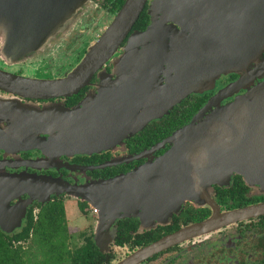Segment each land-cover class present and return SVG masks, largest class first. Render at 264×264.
Returning a JSON list of instances; mask_svg holds the SVG:
<instances>
[{
  "label": "flooded vegetation",
  "instance_id": "af4514ba",
  "mask_svg": "<svg viewBox=\"0 0 264 264\" xmlns=\"http://www.w3.org/2000/svg\"><path fill=\"white\" fill-rule=\"evenodd\" d=\"M125 1L83 0L81 8L70 22L61 28L62 30L52 33L47 28L38 32L34 37L39 39V42L34 40L29 48H23V50L20 43L14 41L11 45L10 37L15 30L14 24L9 17L0 15V70L33 81H43L48 84L52 81L59 82L58 86L36 96L22 95L0 87V135L16 140L53 137L59 129L48 125V119H57L58 111L63 108L82 107L88 100L98 99L110 83L120 85L124 78L122 76L125 75L120 73L122 72L121 62L134 33L147 30L155 22L165 25L175 24L180 29L190 23L193 24L194 18L185 17L189 14L188 12L182 14L179 11L180 14H176L168 9V13H165L161 11L162 8L154 4L156 0H147L139 18L116 53L91 76L87 78L72 76L90 47L112 23ZM176 2L177 0L165 1L161 6L165 5L166 8L168 4L170 7ZM212 3L221 6L222 9L216 8L210 11L208 8L210 4L207 1H200L198 4L201 7L197 12H200L204 18L196 15L195 21L198 26H204L206 32L215 34V38L220 42L218 44L247 46L262 40L264 42V13L261 12L264 10V0H212ZM101 12H103L102 15L97 19ZM209 13L214 18L211 22ZM253 13L258 15L255 18L252 17L255 21L248 26L247 23L249 24ZM235 15L240 21L238 25L234 24ZM235 25L237 27H234ZM194 28L195 26H192L191 29ZM99 29L100 32L92 33ZM173 38L172 35L168 38L169 47L165 64L158 66L157 72L153 71V75L157 77L150 82L140 79L142 78L140 75H145L146 66L139 64L138 58L135 59L138 53L134 56L135 78L132 85L136 91L150 86V93L138 113L136 119L138 128L130 136L107 150L93 153L52 154L37 147L27 146L24 150H11L6 145L0 144V178L14 174H36L41 177L61 178L71 184L86 185L93 181L129 174L140 165L166 153L172 146V143L168 142V137L176 129L188 124L211 99L224 105L264 79L263 50L252 59L248 69L230 70L207 82L199 83V85L196 83L195 88L184 96L177 90L171 93V83L174 84L180 76L176 64L171 63V60L172 62L179 60V62L182 61L181 63L185 61L184 58L180 59L176 52L171 51L170 47H173L175 42ZM141 49L143 45H140L137 51ZM194 70L197 75L198 66L195 65ZM241 78V84L233 87L225 95L222 94L227 87ZM49 86L52 87L50 84ZM156 145L160 146L154 148ZM211 196L212 204H200L187 200L171 214L164 213L166 211L163 210L164 207L159 209L133 207L128 210L130 215L117 218L109 228L103 225V228L101 226L99 229L97 225H100V210L80 197L71 196L66 192L55 193L48 196L46 201L41 197L32 199L26 205L25 201L29 199V195L23 194L20 199L11 200L12 205L18 202L26 205L21 225L11 232H6L1 227L0 230L10 235L19 233L26 224L29 214L36 223L43 207L62 202L65 207V228L63 227V230L57 232V236L54 235V237L67 236L69 253H66L65 258L60 262L56 256V260L52 256L51 264H74L75 251L86 244L88 238L96 244L97 233L103 234L101 237L108 241L106 249L96 244L98 249L104 254L112 255L111 264H118L139 249L186 227L200 224L214 216L264 205V187L260 184H250L242 174L238 173H234L230 184H214ZM66 197L76 198L75 203L74 200L67 201L69 198ZM68 202H72L80 209L86 219L84 226L88 225L91 229L90 234L84 237L85 243L74 249L70 247V239L71 230L75 226L69 223ZM143 210L146 214L157 216L148 220L143 215H139ZM134 211H137L135 215ZM10 212L11 218L18 217V211ZM162 214L166 216L163 220L159 216ZM91 220H94V223L90 222ZM32 237L33 231L29 239ZM123 239L128 241L120 244L118 240ZM42 261L43 256L40 258V262ZM157 261L160 263H155ZM153 263L264 264V212L240 217L208 230L192 232L137 264Z\"/></svg>",
  "mask_w": 264,
  "mask_h": 264
},
{
  "label": "water",
  "instance_id": "95a60500",
  "mask_svg": "<svg viewBox=\"0 0 264 264\" xmlns=\"http://www.w3.org/2000/svg\"><path fill=\"white\" fill-rule=\"evenodd\" d=\"M65 1L0 0V15L9 17L15 27L10 37L11 45L15 41L20 43L21 50L27 49L33 44L32 41L39 42V39L34 37L38 32L48 28L54 33L61 29L67 23L48 24V22ZM78 1L79 5L83 2V0ZM159 1L163 3L169 0ZM200 1H207L210 4L208 7L210 11L216 8L222 9L221 6L213 5L212 0L184 2L177 0L176 4L170 7L168 4L166 8L165 5L158 6L165 13H168V9L176 14L188 12L185 17L194 18L193 24L190 23L180 29L175 24L165 25L155 22L147 30L134 33L121 62L120 73L125 75L122 76L124 78L120 85L110 83L98 99L88 100L82 107L63 108L58 111L57 119H48V125L59 129L53 137L16 140L0 135V144L6 145L11 150H24L27 146L37 147L52 154L93 153L113 147L138 128L136 125L138 113L150 93V86L136 91L132 85L135 78V59L138 58V63L146 66L145 75H140L142 77L140 79L145 82L156 79L157 75H153V71L157 72L158 66H163L166 62L170 35L175 40L173 47L170 45L171 51L185 60L184 63L171 60L180 72L177 81L171 83V93L177 90L184 96L195 88L196 83L199 85L207 82L230 70L248 69L252 59L259 51L264 50L263 40L247 46L218 44L220 42L215 38V34L213 37L211 32H206L205 27L198 26L195 21L196 15L203 17L197 12L201 7L198 4ZM146 2L147 0H126L112 23L90 47L72 76L87 78L108 61L131 31ZM154 4H158L157 0ZM261 12L264 13V10ZM257 15L254 13L251 15L248 26L255 21L252 17L255 18ZM209 18L210 22L214 20L211 13ZM234 24H240L237 15ZM192 26L195 28L191 29ZM183 36L186 37L181 38ZM140 45H143V49L137 51ZM137 53L139 55L134 59ZM195 65L198 66L197 75H195ZM241 82L242 78L227 87L222 94L225 95ZM49 84L0 70V87L22 95H41V92L58 86L59 82L52 81ZM168 142L172 143V146L166 153L140 165L129 174L93 181L86 185L71 184L61 178L41 177L36 174L2 176L0 227L7 232L13 231L21 225L26 205L32 199L42 197L46 201L48 196L55 193L66 192L88 201L100 210L99 223L103 226L124 217L123 209L137 206L154 209L175 206L174 208L178 209L187 200L212 204L213 185L230 184L234 173L242 174L250 184H260L264 187V79L224 105L211 99L188 124L176 129L168 137ZM159 146L156 145L154 148ZM23 194H28L30 197L25 201L26 205L23 202L11 204V200L20 199ZM11 210L18 211V217L11 218L9 215ZM260 212H264V205L214 216L155 241L118 264H137L192 232L208 230L216 225ZM102 235L97 233L95 236L96 244L101 248L106 241H103Z\"/></svg>",
  "mask_w": 264,
  "mask_h": 264
},
{
  "label": "trees",
  "instance_id": "16d2710c",
  "mask_svg": "<svg viewBox=\"0 0 264 264\" xmlns=\"http://www.w3.org/2000/svg\"><path fill=\"white\" fill-rule=\"evenodd\" d=\"M38 221L35 223L29 214L23 229L14 235L6 234L0 230V264H31L27 249L23 243L31 242L38 246L43 256L42 264H51L52 256L58 262L65 258L68 252L67 236H57V232L65 228V207L62 202L51 203L42 208ZM33 231V237L29 235ZM128 239L118 240L120 244ZM87 243L75 251L74 264H111L112 255L104 254L91 238ZM56 260V259H55ZM57 262V263H58ZM32 264H40V261Z\"/></svg>",
  "mask_w": 264,
  "mask_h": 264
},
{
  "label": "rangeland",
  "instance_id": "374dc122",
  "mask_svg": "<svg viewBox=\"0 0 264 264\" xmlns=\"http://www.w3.org/2000/svg\"><path fill=\"white\" fill-rule=\"evenodd\" d=\"M161 2L158 1V6H161ZM82 6V2L79 5V1L78 0H66L61 7L58 9L56 15L48 22V24H64V23H68L70 22L71 18L74 16V14L77 13V11L81 8ZM78 7V8H77ZM77 8L76 12L74 13L75 9ZM74 13V14H73ZM103 12H101L98 16L97 19L100 18V16L102 15ZM73 15V16H72ZM105 25V23L103 24ZM102 28V27H101ZM100 28V29H101ZM99 30H96L95 32L93 31L92 33H98L100 32ZM60 30V29H59ZM62 30V29H61ZM151 161V160H149ZM30 198V197H29ZM69 198L67 201H71L74 200L76 198L73 197H66ZM75 203V200L73 201ZM175 206H171V207H164L163 210H166L164 213L168 212V214L172 213L175 208ZM128 209H126L125 211H122L123 216H127L129 214L130 211H128ZM137 211H134L133 214L135 215ZM67 214H68V219H69V223L72 226H75V228H72L71 230V239H70V247L72 249L77 248L79 246H81L82 244H84V237L88 234H90L91 229L88 227V225L84 226L85 223V218L83 217V215L80 212V209L73 205L72 202H68L67 203ZM140 216L143 215L146 219L148 220H152V217L157 216V215H149L144 213V210L141 212L140 211ZM161 216L160 219H164L166 218V216L164 214L159 215ZM90 222L94 223V220H91ZM114 222H111L109 224H104V227L106 226V228H109L111 226V224ZM78 226V227H77ZM99 227V229H101L102 225H97ZM103 228V226H102ZM76 229V230H75ZM7 232V231H6ZM106 239L104 238L103 241H105ZM107 240L105 241L104 245L102 244V249H106V244H107ZM23 246L27 249L28 251V255L29 258L31 259V264L35 261L38 262L40 261V258L42 257L40 252H39V248L36 244H32L31 242L28 243H23ZM155 263H160V261H157ZM153 263V264H155ZM40 264H42V262H40Z\"/></svg>",
  "mask_w": 264,
  "mask_h": 264
}]
</instances>
